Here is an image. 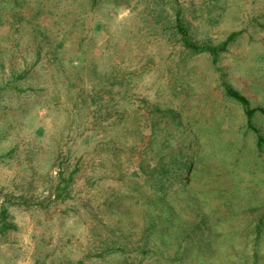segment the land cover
I'll list each match as a JSON object with an SVG mask.
<instances>
[{
	"label": "rangeland",
	"instance_id": "rangeland-1",
	"mask_svg": "<svg viewBox=\"0 0 264 264\" xmlns=\"http://www.w3.org/2000/svg\"><path fill=\"white\" fill-rule=\"evenodd\" d=\"M180 9L199 42L218 44L243 30L220 69L209 54L185 49ZM221 71L253 106H264V0H0V225L4 204L12 224L0 231V264H124L135 257L144 203L105 201L120 194L122 175L144 158L147 136L136 127L150 134L145 114L154 103L201 116L207 102L224 97ZM217 165V157L204 160L202 182L192 179L172 198L173 224L190 231L199 217L206 220L189 241L199 251L184 264H264V226L257 232L264 182L256 185L264 172H241L261 197L247 202L245 192L236 196L219 183ZM62 170H75V179L56 200ZM230 197L236 202L226 206ZM120 245L126 250L114 251Z\"/></svg>",
	"mask_w": 264,
	"mask_h": 264
},
{
	"label": "trees",
	"instance_id": "trees-1",
	"mask_svg": "<svg viewBox=\"0 0 264 264\" xmlns=\"http://www.w3.org/2000/svg\"><path fill=\"white\" fill-rule=\"evenodd\" d=\"M182 14L180 9L176 15V27L181 34L185 49L190 55L209 54L213 67L220 69L221 56L230 49L243 30L232 31L218 44L199 42L190 33ZM93 70L96 72L95 68ZM28 73L29 71H25L17 78L19 80L26 78ZM221 73L224 97L207 102L204 106L206 111L201 116L194 113L185 118L182 115L184 109L173 106L163 107L159 103H154L150 105L147 115L145 114L150 134L146 135L142 131V126L137 125L141 137L147 136L143 149L144 158L140 160L138 170H134L129 176L126 175L127 177L122 175L124 178L122 180H125L126 184L120 194L115 196L113 193L105 201L109 205L110 202H117L127 196L126 200L131 201L130 203L134 204L135 200L136 204L143 202L146 207L142 211L146 220L142 227L143 234L135 243L136 255L124 259V264H143L142 255L149 258L146 260L148 264H155L153 255L160 256L164 264H184L191 252L195 254L199 251L189 246V243L195 242L198 233L206 230L204 226L206 220L204 217H199L190 231L184 225L173 224L174 209L171 202L177 193H184L190 189L192 179L197 180L196 183L199 184L202 182L204 172L208 170L203 167L207 158L217 157L218 165L215 169L219 168L222 174L219 183L222 182L236 190V196L240 195L238 192H245L247 202L252 199L261 202L260 195L256 194L257 189L249 192L250 187L256 186L250 185V177H243L241 172L247 171L253 176L260 171L264 172V127L259 125H264V106H253L242 90L225 79L224 71ZM105 91L112 100L115 99L113 88ZM237 106L242 109L241 114L244 119V124L239 123L238 126L235 122L237 123L242 116ZM185 120L189 121L188 124ZM198 146L200 149H197ZM210 169L214 170V167ZM74 174L75 170L68 174L65 170L58 172L56 200H64L67 197L70 185L75 179ZM263 182L264 175L256 185H261ZM124 199L121 203H125ZM234 200L233 197L226 199V206L234 205L236 202ZM8 209L9 207L4 204L1 213L3 222L0 225L1 232L12 228V224L7 219ZM194 210L197 216H202L199 207ZM258 221L257 232L261 234L264 213ZM157 239L160 244L153 245L152 242ZM163 240H166L165 244H161ZM168 246L174 249L173 257L166 255V251L170 250ZM118 248L114 251L126 250L124 245ZM130 258L131 262H129Z\"/></svg>",
	"mask_w": 264,
	"mask_h": 264
}]
</instances>
